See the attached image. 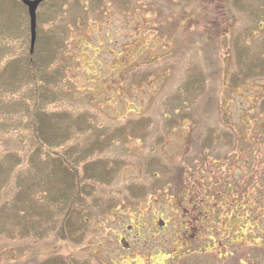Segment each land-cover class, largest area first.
Returning <instances> with one entry per match:
<instances>
[{
    "label": "rangeland",
    "instance_id": "obj_1",
    "mask_svg": "<svg viewBox=\"0 0 264 264\" xmlns=\"http://www.w3.org/2000/svg\"><path fill=\"white\" fill-rule=\"evenodd\" d=\"M111 1L45 0L37 8V39L56 25L63 32L62 86L84 115L68 124L73 176L47 144L32 151L37 138L24 128L26 104H11L29 78L18 68L21 56L32 55L29 17L19 0H0V70L8 63L14 71L0 73V108L9 105L0 114V264H264V1ZM189 1L193 7L182 8ZM79 14L85 18L73 28ZM54 45L42 40L36 65L51 63ZM170 57L189 59L195 83L207 77L214 86L198 102L200 121L172 123L144 139L136 123L120 130L178 82L163 64ZM143 67L150 83L135 75ZM224 79L238 84L224 88ZM81 127L118 129L121 137L101 138L100 146L78 136ZM228 127L240 136L232 139ZM51 135L42 141H57ZM179 169L195 179L200 208L185 219L182 198L193 207L192 187L186 182L173 193ZM152 171L161 185L154 191ZM75 192L63 220L59 204Z\"/></svg>",
    "mask_w": 264,
    "mask_h": 264
},
{
    "label": "trees",
    "instance_id": "obj_2",
    "mask_svg": "<svg viewBox=\"0 0 264 264\" xmlns=\"http://www.w3.org/2000/svg\"><path fill=\"white\" fill-rule=\"evenodd\" d=\"M131 1L132 0H123L121 3L126 5L125 7H127L128 5H130ZM191 1L187 2L186 6L182 5V8H185L188 6L193 7V3ZM111 3H118V1L112 0ZM98 14L99 13H96V15ZM83 18L85 17L81 14H79V16L72 18L70 22L71 26L74 28L80 25L82 21H80L79 19H83ZM53 25L54 23L51 25V27ZM52 28H55V29L44 31V34L46 36L43 39L41 36L38 37V39H36L37 45L35 46V52L33 51L34 53H32L30 57L27 58L25 56L24 57L21 56L23 58L22 59L23 63L22 65L18 67L19 74L22 76L27 74L26 76H29V78L26 79L25 82H23L24 84L20 83V87H19L21 91L20 100L15 101L16 103H11V104L16 105V106L20 104H26V109L25 111H23L24 114H21L23 115V120L25 123L24 128H26L29 131V135H31L32 138H34V141H35V138H37V142L41 143L40 145H38L37 142H34L32 146V151L33 150L38 151L39 148L47 144L50 149L51 155L54 158H57L61 162L62 165L65 164L66 170H68L74 176L75 169L69 164V160L66 155L68 153L66 149L69 148V146L65 142H66V136L69 135V133H71V130L68 126L70 122V118H72V116L74 115H77L78 116L77 120L84 121V117H83L84 115L83 114L79 115L77 113L76 111L77 103L75 104L74 100L69 99V95L70 93H72L70 89L69 88L63 89L62 85L65 82V80L63 79V75H64V66H63L64 54L63 53L65 49L63 46L64 43L60 42V38H59L63 36V32L57 29L58 25ZM52 36L56 38L55 41L53 40ZM42 40H43V43L45 42L48 45H51L52 42H55L54 54L51 59V63L43 67L38 66V63L37 65L35 63L36 52L39 49L42 50V47H41ZM171 40L174 41L175 39L171 38ZM178 47L174 46V49ZM47 49H50V47H48ZM176 52H179V51H176ZM32 59L33 61H31ZM13 60L15 59H12V60L8 59L7 62H11ZM163 64L165 66H169V68L171 65V67L173 68L174 74L170 78H174L175 76H178V79H177L178 82H176L173 85V87H170L167 92L165 89V91L161 92L160 95H158L156 98L153 99V101L155 100V103L153 106H151L148 113L138 114L136 116L137 118H131V117L127 118L124 121L125 124H123L122 127L119 128L120 130H128V129L131 130L133 128H130V125L132 123H136L140 125V127H138V132L141 133L140 137L144 139L149 136L153 137L154 131L159 132L160 129H162L164 132L166 130H171L173 129L172 127L174 124H176L177 127H179V124L183 123L184 120H189L191 124L200 121V115L198 111V102L208 94L207 91L209 90L210 86H211V89H214V86L210 83L211 81H209L208 78L206 77L202 81L195 83L194 77H193L194 72H195L194 71L195 65L193 64V62H190L189 59L184 60L182 58L178 59L175 57L164 58ZM9 69L10 68H8V63H7L2 66L0 73L9 72L10 75H14V71H11L13 68L11 70ZM181 69L184 70L187 77H183V75L180 72ZM148 70H149V67L139 68L138 70H136L135 75L136 76L139 75L142 82L146 81L150 83V81L148 80L149 78ZM167 76H170V74ZM222 83H223L222 86L224 88H226L227 86L229 87L230 85L238 84L236 82H228L227 79L226 80L224 79ZM183 87L191 88L192 90H194L195 94L193 96L188 95L189 93H187V89H184ZM23 92H26V94L24 93L23 95ZM173 92H176V97L173 94H169ZM175 99H176V105H173V101ZM64 101H66L67 103H64ZM260 101L261 99L259 98L257 102L255 103L257 110H261L262 104L259 105ZM51 104H61L64 107L62 106V108H58L54 111L52 107H51L52 108L51 110L49 109L50 108L49 105ZM8 106L9 105H6L4 106V108H0V114H3L6 111ZM18 117H20V115ZM13 122L14 120H11V123L9 124H12ZM160 125L163 127H158ZM12 129L14 131H17L20 128L15 126V128H12ZM53 129H54V132H53ZM79 129L80 130H79L78 136L82 138V137H85L86 134H88L86 135V137L94 140V143L100 146H101V142H100L101 138H102V141L110 142L111 139H116V138L121 137V134L118 133L119 132L118 129H113L111 131H109L110 129H107V127L105 128L101 127L97 129H92L89 127H81ZM228 129L230 131V135L232 139L240 136L236 128L228 127ZM7 130H9L8 127H7ZM98 130H101L100 132H106V131H109V132L106 134L100 135V133H96V131ZM44 133L46 135H50V133H53L51 137L52 136L55 138L57 137L56 138L57 141L55 142H45L44 141L43 142L42 140L45 139ZM163 137H164V134H163ZM153 148L154 147H152L151 149ZM204 150L206 149L203 148V151ZM92 154L93 153L91 152L90 155ZM182 154H183L182 159L184 161H187V162L190 161V159L187 157L186 154L184 153ZM8 157L10 158L12 164H15V156L12 154V152H8ZM86 157L88 156H85L83 160H85ZM203 157H204L203 155H199V158H203ZM261 164L263 165V161L261 162ZM9 172L10 170L8 171V173ZM175 176H176V179L173 181V186L176 190L173 191V193L179 190L182 185L185 187L186 182H188V189L192 187V189L189 191L190 195L188 197L187 202L189 204H192L193 207L186 206L188 205L185 202L186 199L182 198V206H184V209L187 211L186 214H184L183 216V218L185 219L187 215L194 213L195 211L198 212L200 209L198 207L197 188L195 185V179L191 176H188L186 173H184L183 169H179L178 171H176L175 175H172L171 179L173 180ZM158 178H159L158 171H155V172L152 171V174H151L152 183L150 185V188L153 189V191L158 190V187L161 186L157 182ZM15 185L17 186V189H18L19 188L18 185L21 186L20 181L15 180ZM75 188H78V185H76ZM76 195L77 194L75 192L73 194L72 199H70V201L66 200L65 202H62L61 204H59V207L62 208V211H61L62 218L61 219L63 220L66 219L67 215L70 212V209L72 208V205L75 204L74 200L76 199ZM72 201L74 202L72 203ZM181 225L183 226L182 223ZM189 233L190 235H193L195 233V229H192L190 232H188V234ZM69 261L71 262V264H75L73 263L72 258ZM78 264H88V263L82 260Z\"/></svg>",
    "mask_w": 264,
    "mask_h": 264
},
{
    "label": "water",
    "instance_id": "obj_3",
    "mask_svg": "<svg viewBox=\"0 0 264 264\" xmlns=\"http://www.w3.org/2000/svg\"><path fill=\"white\" fill-rule=\"evenodd\" d=\"M28 10L29 29H30V52L33 51L36 40V9L38 5L45 0H20Z\"/></svg>",
    "mask_w": 264,
    "mask_h": 264
},
{
    "label": "flooded vegetation",
    "instance_id": "obj_4",
    "mask_svg": "<svg viewBox=\"0 0 264 264\" xmlns=\"http://www.w3.org/2000/svg\"><path fill=\"white\" fill-rule=\"evenodd\" d=\"M264 1V0H263ZM264 3V2H263Z\"/></svg>",
    "mask_w": 264,
    "mask_h": 264
}]
</instances>
